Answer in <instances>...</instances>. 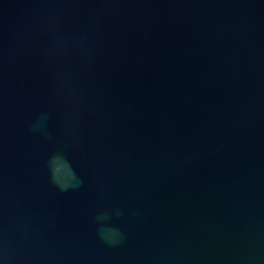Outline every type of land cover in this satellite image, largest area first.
Returning a JSON list of instances; mask_svg holds the SVG:
<instances>
[{"label":"water","instance_id":"water-1","mask_svg":"<svg viewBox=\"0 0 264 264\" xmlns=\"http://www.w3.org/2000/svg\"><path fill=\"white\" fill-rule=\"evenodd\" d=\"M0 264H264V0H0Z\"/></svg>","mask_w":264,"mask_h":264},{"label":"clouds","instance_id":"clouds-1","mask_svg":"<svg viewBox=\"0 0 264 264\" xmlns=\"http://www.w3.org/2000/svg\"><path fill=\"white\" fill-rule=\"evenodd\" d=\"M62 2L63 0H51L53 6ZM42 35L44 38L43 56L45 61L55 64L59 68L62 77L73 79L75 77V62L85 55L86 34L68 31L64 26L62 16L56 15L54 22L45 23ZM46 119V115L42 112L36 119L32 130L46 132ZM82 184L83 180L78 179L76 187Z\"/></svg>","mask_w":264,"mask_h":264}]
</instances>
